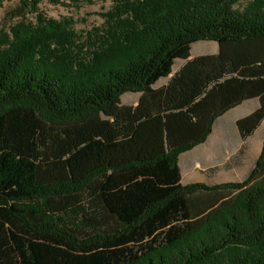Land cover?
<instances>
[{"label": "trees", "instance_id": "obj_1", "mask_svg": "<svg viewBox=\"0 0 264 264\" xmlns=\"http://www.w3.org/2000/svg\"><path fill=\"white\" fill-rule=\"evenodd\" d=\"M111 1L85 35L39 0L0 29V264H264V142L239 183L180 168L244 102L239 137L264 122V0Z\"/></svg>", "mask_w": 264, "mask_h": 264}, {"label": "rangeland", "instance_id": "obj_2", "mask_svg": "<svg viewBox=\"0 0 264 264\" xmlns=\"http://www.w3.org/2000/svg\"><path fill=\"white\" fill-rule=\"evenodd\" d=\"M24 0H0V29L9 32L17 22L34 21V10L24 6ZM29 0H27L28 2ZM251 0H240L236 9L243 10ZM39 11L55 20L71 19L75 29L85 35L94 28L105 26L106 17L113 4L111 0H97L93 4L70 0H39ZM216 42H197L192 45V57L213 55L218 52ZM180 63L175 65V71ZM168 79L161 80L159 86ZM139 95L128 93L122 97L125 105H136ZM257 102L251 101L217 119L207 140L180 156L182 184L204 183L219 185L244 181L259 158L264 142V122L253 137L243 141L235 121L249 114Z\"/></svg>", "mask_w": 264, "mask_h": 264}, {"label": "crops", "instance_id": "obj_3", "mask_svg": "<svg viewBox=\"0 0 264 264\" xmlns=\"http://www.w3.org/2000/svg\"><path fill=\"white\" fill-rule=\"evenodd\" d=\"M192 58H194V57H192ZM253 101H254V100H253ZM247 102H251V101H247ZM247 102H244L242 105H244V104L247 103ZM254 102H256V101H254ZM242 105H241V106H242ZM241 106H239V107H237V108H235V109H238V108H240ZM257 106H258V104H256V106L254 107V109H256ZM235 109H233V110H235ZM254 109H253V110H254ZM233 110H231V111H233ZM253 110H252V111H253ZM231 111H230V112H231ZM252 111H251V112H252ZM228 113H229V112H228ZM228 113H227V114H228ZM238 119H239V118H238ZM236 121H237V120H236ZM236 121H235V122H236Z\"/></svg>", "mask_w": 264, "mask_h": 264}]
</instances>
